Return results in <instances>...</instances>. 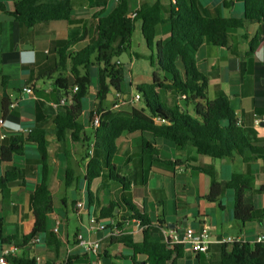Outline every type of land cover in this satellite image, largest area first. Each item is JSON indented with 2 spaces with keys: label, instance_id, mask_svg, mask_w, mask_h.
<instances>
[{
  "label": "crops",
  "instance_id": "1",
  "mask_svg": "<svg viewBox=\"0 0 264 264\" xmlns=\"http://www.w3.org/2000/svg\"><path fill=\"white\" fill-rule=\"evenodd\" d=\"M2 1L8 13L14 12L15 0ZM188 1L205 17H243V12L237 10L240 6L243 8L241 0ZM127 2L128 17L143 5L159 3L161 18L167 20L175 0ZM115 5L116 0H74L73 14L69 21L45 22L33 29H27L9 14L0 11V158L2 149L11 147L16 139L21 142L15 150L22 148L20 153L13 154L11 161L0 163V180H11L5 188L0 189L3 236L10 242V245L0 246V254L9 249V256L24 257L34 260L36 264H146L145 256L135 254L128 247L144 241L147 227L132 218L134 211H137L150 221L152 240L160 243H163L164 227L181 233L187 227L198 231L202 226H208L212 239L208 253L197 255L181 247L182 257L175 264H221L222 245L217 243L218 240L232 237L254 245L257 237L264 234V155L249 164L243 163L238 156L218 161L198 155L193 147L179 150L172 143L155 139L149 133H125L116 142L113 169L107 166V154L99 152L102 174L87 184L85 177L89 159L86 154L88 151L94 154L92 143L90 147L83 141L75 143L68 134L62 149L53 133L54 119L64 108L55 105L65 95L56 87L55 80L61 75L69 80L70 85L73 82L69 67L66 71L56 72L52 78L47 75L56 67L58 50L76 38L83 40L74 44L70 48L71 52L93 44L98 34L94 16L101 12L103 15L109 14ZM169 37V27L160 26L156 42L165 41ZM26 45L32 48L26 49ZM128 47L126 52L131 59L129 64H132L139 55ZM196 62L199 71L208 79V98L214 100L220 96L228 97L250 143L264 149V127L256 123L264 115V22H246L243 28L231 30L225 48L206 42L198 51ZM178 66L183 75L181 62ZM91 86L89 110L83 109L78 119L84 128V137H92L95 130L90 118L91 112L97 115V111L101 110L102 113L118 115L126 114L132 108L126 104L118 105V93L113 90L100 105L97 85L94 88ZM26 87L33 89L32 95L23 94ZM125 93L121 95L122 99H130L129 93ZM167 96L174 95L168 91ZM175 98L177 106H182L178 98ZM4 99H8L11 104L17 103L15 108H10L8 119H3ZM138 106L141 103L134 107ZM1 121L5 122L3 126ZM35 129L48 132V187L53 210L48 216L47 233L37 236L38 241L23 243V238L30 235L36 226L32 196L42 180V155L38 146L27 140L28 133ZM21 130L28 133H22ZM143 141L158 151L160 161L170 165L156 162L155 155L145 154ZM198 167L215 168L221 184L220 204L207 200L211 192V178L194 170ZM234 167L238 170H234ZM71 169L74 182L67 188V172ZM234 173L253 179V221L244 225L234 219V191L228 187ZM112 175L124 177L130 188L125 189L112 179ZM69 201L76 218L74 233L68 216L59 213L62 207L67 210ZM78 202L85 203L80 213L76 209ZM111 205L115 208L114 217L104 218L103 212ZM92 217L106 224L114 221L121 233L116 235L111 229L90 233L88 223ZM79 235L100 241L98 256L89 255L81 248L77 240Z\"/></svg>",
  "mask_w": 264,
  "mask_h": 264
},
{
  "label": "trees",
  "instance_id": "2",
  "mask_svg": "<svg viewBox=\"0 0 264 264\" xmlns=\"http://www.w3.org/2000/svg\"><path fill=\"white\" fill-rule=\"evenodd\" d=\"M74 0H15V10L8 13L6 5L0 0V11L9 14L19 24L27 29L45 22L69 21L73 14ZM243 4L242 18L205 17L200 14L196 6L188 0H175L167 20L161 18L159 3L153 6L143 5L135 14L128 17L127 0H116L113 10L103 15V12L94 16L97 20L96 41L76 52L70 48L81 42L82 38L71 40L64 48L58 50L56 67L47 74L50 78L56 72L66 71L69 67L73 76L69 80L59 75L55 85L65 94H73L70 106L64 107L61 114L54 119V135L57 142L64 149L68 134L75 143L86 142L93 145L94 154L89 151L85 181L92 183L102 174L101 161L98 153L107 154V166L113 169V160L117 153V140L125 133H149L155 139H163L175 145L179 150L188 147L196 149L198 155L218 161L229 160L238 156L245 164L253 163L264 155V149L253 146L247 138L244 128L238 124L236 112L233 110L228 97L220 96L210 100L207 96L208 79L199 71L196 55L206 43L215 47H227L229 32L243 28L246 22H264V0H241ZM141 22L142 35L146 46L151 53V65L158 66L165 75L160 80L154 74L152 84L137 86L141 96V106L132 107L126 114L114 115L111 112L99 114V126L95 128L92 137H84L83 126L78 119L83 111V100L88 96L91 86V70L98 68L97 100L101 105L111 91L122 95L126 94L124 83L127 80L126 67L122 64H112L113 58L127 51L131 38L136 31L137 23ZM167 25L170 37L162 42H156L158 28ZM156 57V63L155 58ZM179 62L184 67L181 75ZM158 91H170L172 95L182 99L183 105L169 108L165 103H159ZM8 99L3 100V119L10 118ZM94 113H90L93 120ZM47 134L43 129H35L28 133L27 140L35 143L42 155V180L32 196L33 215L36 226L34 231L23 238V243L33 240L40 234L47 233L48 216L52 212V200L48 187V157ZM21 140L16 139L11 147H4L0 163L9 162L15 152L20 153L22 148L15 150ZM145 154L155 155L156 162L170 165L158 159L159 153L147 141L142 142ZM194 170L207 174L211 178V192L207 200L220 204L221 184L214 167H198ZM65 186H72L73 170H69ZM15 173H12L14 175ZM112 179L125 189L129 183L124 177L112 175ZM10 179L0 180V189L5 188ZM253 179L241 173H234L228 182V187L234 191L235 206L234 219L244 225L253 221L255 205L252 195ZM114 206L103 212V217H114ZM105 218V217H104ZM133 219L140 222L144 231V241L140 244H130L128 247L137 255L147 258L146 264H175L182 257L183 249L168 248L165 244L152 240L149 230L150 221L142 214L134 211ZM4 226L0 220V246L10 245L5 239ZM20 248V246H17ZM11 264H36L34 260L24 257L9 256ZM221 264H264V244H250L239 242L232 245H222Z\"/></svg>",
  "mask_w": 264,
  "mask_h": 264
},
{
  "label": "built area",
  "instance_id": "3",
  "mask_svg": "<svg viewBox=\"0 0 264 264\" xmlns=\"http://www.w3.org/2000/svg\"><path fill=\"white\" fill-rule=\"evenodd\" d=\"M78 91V87L73 89V92L69 94H65L61 97L58 101V104L55 107H65L72 104L73 101V94ZM23 94L25 95H32L33 89L30 87H26L23 89ZM118 105H128L134 107L135 105L139 104L141 101V96L136 94L135 97L127 100H123L121 95L118 94ZM185 97L183 96L182 99ZM17 103H13L10 105V108H15ZM100 116L95 115L92 120V125L94 128L99 126ZM257 125H262L264 127V115L256 121ZM5 124L4 121H1V125ZM240 125V121H238ZM22 133H28L27 131L21 130ZM85 208L84 202H78L76 204V209L78 213L82 212ZM111 229L112 232L116 235L120 234V229L117 227L114 221L110 222L109 224L104 223L97 217H92L89 219L88 223V231L90 233H99L105 232ZM210 228L206 225L202 226L198 231L193 230L191 227H187L184 229L183 232H177L168 230L166 227L162 228L163 233V244H165L168 248L173 249L176 247H185L188 248L192 253L200 255V254H207L210 244L212 243ZM79 245L81 248L89 255L98 256L100 253L101 244L100 241L91 240L90 238H85L82 235L77 237ZM33 241H38V238L35 237ZM241 242L239 239L232 238V237H224L217 241L220 245H232L235 243ZM254 244H264V234H261L257 237ZM11 250L6 249L2 251L0 254V264H11L8 260V256L10 255Z\"/></svg>",
  "mask_w": 264,
  "mask_h": 264
},
{
  "label": "rangeland",
  "instance_id": "4",
  "mask_svg": "<svg viewBox=\"0 0 264 264\" xmlns=\"http://www.w3.org/2000/svg\"><path fill=\"white\" fill-rule=\"evenodd\" d=\"M196 2V0H195ZM175 4V3H174ZM241 13L243 12V8L242 6L238 7V9ZM142 25L140 23L137 24L136 26V31L133 34L132 38H131V42L129 45V49L130 51L135 52L136 54L139 55L138 59H134L132 64H125L124 66H126V68L128 69V73H127V80L124 83V87L126 89V91L129 93L130 95V99L135 97L136 94H138L137 92V84L141 83V84H152L153 83V76L154 74H158V76L160 77V80H164L165 75L160 72L158 66L156 65L155 67H153L151 65V53H148L143 35H142V29H141ZM29 47V45H26ZM155 59V63H156V57ZM97 81H98V68L95 67L91 70V83L92 86L91 88H94L97 85ZM159 93V103H165L169 108H175L177 106V102H176V98L175 96H167V91H158ZM178 98V97H177ZM118 99V97H117ZM92 100V94H88V96L83 100V109L84 111H88L89 110V106H90V101ZM181 105H183L182 99L178 98L177 99ZM119 101V100H118ZM234 170H238L236 167H234ZM69 192V190H67ZM76 198V197H75ZM62 210H60V215L61 216H68L69 220L71 221V230L72 233L75 232L76 230V218L74 213H72V206L70 204H68L67 210L65 211L64 208H61ZM94 211V209H93Z\"/></svg>",
  "mask_w": 264,
  "mask_h": 264
},
{
  "label": "water",
  "instance_id": "5",
  "mask_svg": "<svg viewBox=\"0 0 264 264\" xmlns=\"http://www.w3.org/2000/svg\"><path fill=\"white\" fill-rule=\"evenodd\" d=\"M25 48L27 49V48H32V47H25ZM130 62H131V59L129 58L128 53L124 52L120 56L114 57L113 61H112V64L119 63V64H122V65H125V64H129ZM223 161H225V160H223Z\"/></svg>",
  "mask_w": 264,
  "mask_h": 264
}]
</instances>
